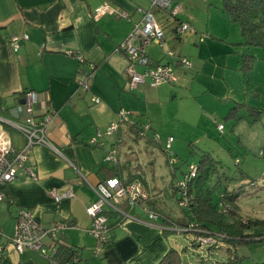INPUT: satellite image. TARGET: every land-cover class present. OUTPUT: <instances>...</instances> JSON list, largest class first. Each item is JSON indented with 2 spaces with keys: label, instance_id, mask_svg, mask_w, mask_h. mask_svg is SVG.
Instances as JSON below:
<instances>
[{
  "label": "crops",
  "instance_id": "0c3cea01",
  "mask_svg": "<svg viewBox=\"0 0 264 264\" xmlns=\"http://www.w3.org/2000/svg\"><path fill=\"white\" fill-rule=\"evenodd\" d=\"M185 1L171 0L166 10H153L164 30V39L146 49L151 63L173 65L175 73L187 72L178 60L185 55L184 41L176 32L179 22H189L180 18ZM102 4H107L110 11L95 17ZM150 7L149 0H0V116L16 122L23 119L19 107L29 90L37 93L35 117L48 110L54 112L47 126L49 145L30 149L29 160L35 166L37 179L18 178L4 186L5 199L0 202V264H50L40 253L29 249L19 253L12 245L10 237L20 210L30 211L46 228L56 222L67 225L57 233L56 240L78 250V260L72 264H157L169 248L182 249L167 235L179 233L159 225L165 223V216L174 221L185 218L178 202L168 199L167 203L160 200L155 204L154 194L165 196L162 189L152 188L138 173H127L119 166L120 161H128L131 152V145L123 146L125 138H141L145 143L157 141L152 107L156 113L158 103L177 98L181 89L177 74L175 83L152 86L146 80L131 88L126 73L129 60L118 48L140 21L141 10ZM176 7L178 12L172 16ZM25 34L28 39L21 40L18 51H14L10 37ZM84 80L88 84L86 90L80 85ZM122 111L130 113L131 122L120 121ZM112 123H119L115 134L103 136L100 146L88 144ZM144 125L148 128L142 135ZM12 130L17 137L10 133ZM0 134L16 149L25 144L24 136L12 123L0 120ZM112 149L117 151L115 165L105 161ZM112 167L118 169V175ZM110 178L123 183L141 181L150 194L145 206L160 216L156 223L148 222L143 206H132L127 199L117 203V211L105 206L112 224V242L98 256L93 253L91 218L86 208L97 199V182ZM69 186L73 197L55 201L51 191L60 193ZM53 242L51 237L43 238L46 246Z\"/></svg>",
  "mask_w": 264,
  "mask_h": 264
},
{
  "label": "rangeland",
  "instance_id": "374dc122",
  "mask_svg": "<svg viewBox=\"0 0 264 264\" xmlns=\"http://www.w3.org/2000/svg\"><path fill=\"white\" fill-rule=\"evenodd\" d=\"M223 2H184L180 18L195 30L192 27L179 37L191 68L175 73L172 65L181 89L177 98L158 103L156 113L152 107L157 141L125 138L123 146L131 145V152L128 161H120L119 166L127 173H138L152 188L162 189L165 196L154 194L155 204L168 199L177 203L174 183L207 150L222 162L208 180L215 200L227 189L244 184L236 201L240 216L264 218V47L245 42L240 24L230 18ZM10 133L17 137L16 131ZM169 138L172 142L166 149ZM173 158L175 169L170 166ZM240 170L247 176L230 180ZM231 192L234 195L239 190ZM167 235L177 246L187 247L181 253L195 264H264V240L235 241L231 254L223 248L208 256L204 249L191 247L181 234Z\"/></svg>",
  "mask_w": 264,
  "mask_h": 264
},
{
  "label": "built area",
  "instance_id": "2783aa9c",
  "mask_svg": "<svg viewBox=\"0 0 264 264\" xmlns=\"http://www.w3.org/2000/svg\"><path fill=\"white\" fill-rule=\"evenodd\" d=\"M151 7L148 10H141L142 16L137 22L127 37L121 42L119 48L128 58L129 64L126 68V73L130 79L131 88L137 87L146 80L152 86H158L163 83L175 82L177 77L174 74L173 67L166 63H151L146 49L150 44L162 43L164 39V30L157 21L153 10H166L171 0H149ZM107 4H102L97 7L95 17H98L110 11ZM178 8L171 11V15L175 16ZM192 26L186 22H179L176 26L178 34H185L191 30ZM193 30V28H192ZM28 39V35H13L10 37V45L14 51H18L20 41ZM82 60V56H78ZM183 68H191V63L185 57L179 59ZM140 66L142 69H137ZM80 85L83 89H88L87 81H81ZM37 100V93L33 90L26 91L23 95V104L19 107V111L24 113L23 119L20 121H10L0 116L2 122L12 123L16 129L24 136L25 144L20 149H16L11 141L0 134V202L5 199L4 186L18 178H32L37 179L35 166L30 162V149L34 145H49L47 126L54 114L53 111L48 110V113L41 117H35L33 113V105ZM93 101L98 102L97 98ZM130 113L122 111L120 113V121H132ZM119 123H112L105 133L98 132L93 136L88 144L92 146L102 145L103 136L115 134L118 131ZM221 129L222 125H218ZM144 130L148 125L143 126ZM120 142V141H119ZM172 139L169 138L167 142V149L170 148ZM105 161L109 164L115 165L117 163L116 149L110 150L106 156ZM73 166L72 164H70ZM191 176H194L195 169L191 167ZM182 185L185 183L182 182ZM97 199L86 208V214L91 218V227L89 233L94 238L93 253L101 255L102 252L109 246V220L104 215V207L109 206L112 210L117 211V203L121 199H127L128 202L134 206H143L142 208L148 216V222H155L160 216L157 212L145 206L150 194L148 188L139 180H132L123 183L118 178H110L99 181L96 184ZM51 195L55 201L73 197L71 186L63 192L51 191ZM67 225L62 222H56L52 227L46 228L38 223L30 211L20 210L17 217V223L10 241L14 248L19 252L25 249L33 250L44 257L48 258L50 264H60L55 258L56 254V238L57 233L66 229ZM163 228L162 226H160ZM177 230V228H174ZM51 237L54 239L52 245L46 246L43 243L44 237ZM78 259L75 258L74 262ZM73 263V262H72ZM67 263V264H72Z\"/></svg>",
  "mask_w": 264,
  "mask_h": 264
},
{
  "label": "trees",
  "instance_id": "16d2710c",
  "mask_svg": "<svg viewBox=\"0 0 264 264\" xmlns=\"http://www.w3.org/2000/svg\"><path fill=\"white\" fill-rule=\"evenodd\" d=\"M223 5L230 18L240 24L241 34L245 42L264 47V0H224ZM2 108L0 98V109ZM234 108L236 107L231 108V111ZM231 113L233 114V112ZM134 124H136L135 121ZM141 130V134L145 135L143 127ZM175 160L173 158L171 161L170 166L172 169H175ZM218 163L222 162L215 159L211 152L204 150L200 154L197 165L190 164L187 171L181 170L182 176L176 180L174 188L178 205L182 209L185 218L181 221H174L170 217L165 216V223L160 222L159 224L162 227L164 225L167 226L166 228H177L176 232L186 237L191 247L200 250L204 249L208 256L214 250L220 251L223 248L231 254L235 241L247 244L252 241L264 240V218H244L239 214V206L236 201L241 195L240 193L244 191L242 189L244 184H239L233 189H227L220 193V197L215 200L214 192L211 186H208V180L211 175H214ZM191 167L195 169L194 176H191ZM112 169L115 172L114 174L118 175L116 174L118 169L116 167H112ZM240 171L239 176H231L230 180L235 179L238 181L247 176L245 171ZM225 178L227 177L225 176ZM182 182L185 184L182 185ZM236 189L239 190V193L233 195L231 190L236 191ZM103 213L107 216L105 211ZM111 226L112 224L108 226L109 245L112 242ZM55 245V258L60 264L72 263L75 258L78 259V250L71 245L60 240H56ZM182 249L186 251L187 247ZM181 250L169 248L157 264H190L188 262L191 260H186ZM188 250L191 249L188 248ZM191 264L195 263L192 262Z\"/></svg>",
  "mask_w": 264,
  "mask_h": 264
},
{
  "label": "water",
  "instance_id": "95a60500",
  "mask_svg": "<svg viewBox=\"0 0 264 264\" xmlns=\"http://www.w3.org/2000/svg\"><path fill=\"white\" fill-rule=\"evenodd\" d=\"M22 102H24V101H22ZM4 121H5V120H4ZM5 122H6V121H5ZM163 228L165 229V227H163ZM172 230H173V231H176V229H174V228H172Z\"/></svg>",
  "mask_w": 264,
  "mask_h": 264
}]
</instances>
